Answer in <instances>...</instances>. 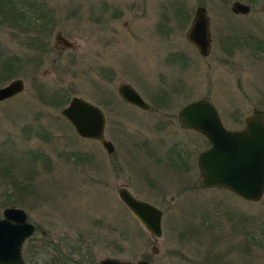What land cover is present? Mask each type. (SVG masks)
<instances>
[{"label":"rangeland","instance_id":"rangeland-1","mask_svg":"<svg viewBox=\"0 0 264 264\" xmlns=\"http://www.w3.org/2000/svg\"><path fill=\"white\" fill-rule=\"evenodd\" d=\"M233 1L248 13H233ZM196 7L208 17L207 56L185 37ZM4 63L18 71L1 73ZM15 78L23 90L0 101V217L21 208L34 225L24 264H45L55 250L60 263L264 264V193L249 202L193 189L208 143L176 120L197 99L228 129L264 112V0H0V87ZM120 83L149 109L121 100ZM73 95L102 110L110 153L61 116ZM117 185L161 210L159 238L122 205Z\"/></svg>","mask_w":264,"mask_h":264},{"label":"water","instance_id":"water-1","mask_svg":"<svg viewBox=\"0 0 264 264\" xmlns=\"http://www.w3.org/2000/svg\"><path fill=\"white\" fill-rule=\"evenodd\" d=\"M249 6L233 1L230 10L235 14H246ZM187 41L200 56L210 50V30L206 11L196 7L185 33ZM63 47L73 44L59 33ZM59 42V41H58ZM23 90V81L15 78L0 87V101L13 97ZM121 100L142 110L149 104L127 83L117 86ZM60 114L72 126L74 133L84 139L97 141L110 153L113 146L104 136L105 118L102 110L91 102L71 96ZM178 125L193 130L204 137L208 147L199 151L195 164L197 177L193 189L222 188L242 200L258 202L264 193V112L253 109L245 116L238 129H228L222 124L218 112L207 99H197L183 104L176 113ZM114 192L122 205L138 220L149 235L156 240L161 235V210L151 203L134 197L125 185H117ZM34 231L21 208L5 207L0 217V264H24L21 256L22 242ZM156 252V247H151ZM98 264H132L115 258H104ZM135 264H148L138 261Z\"/></svg>","mask_w":264,"mask_h":264},{"label":"flooded vegetation","instance_id":"flooded-vegetation-1","mask_svg":"<svg viewBox=\"0 0 264 264\" xmlns=\"http://www.w3.org/2000/svg\"><path fill=\"white\" fill-rule=\"evenodd\" d=\"M57 44H59V43L57 42ZM34 229H35V227H34ZM42 233H45V232L43 231ZM49 241H50V239H49ZM156 250H157V248H156ZM55 251H56L55 254L52 255L51 259L47 260L45 264H98L99 261H101L102 259L110 258V257H104V258L99 259L96 263H94L91 259L87 258V256H86V258L80 259V261H79V259H77V260L72 259V260H70L69 263H62V262L60 263V260H58V259H59L60 255H64V254L61 253L60 250H55ZM138 261H146L148 264H150L151 259L150 258L149 259L142 258V259H139L135 262H130V261L129 262L132 264H135Z\"/></svg>","mask_w":264,"mask_h":264},{"label":"trees","instance_id":"trees-1","mask_svg":"<svg viewBox=\"0 0 264 264\" xmlns=\"http://www.w3.org/2000/svg\"><path fill=\"white\" fill-rule=\"evenodd\" d=\"M13 60L14 61H18V60H15V59H13ZM6 66H10L11 70L10 69H6ZM16 66H18V64L14 65L13 63H4L2 65L3 70L1 71V73L4 74L6 72V70H7V71H10V72H8V74L12 75L13 73H16L18 71V67H16Z\"/></svg>","mask_w":264,"mask_h":264}]
</instances>
